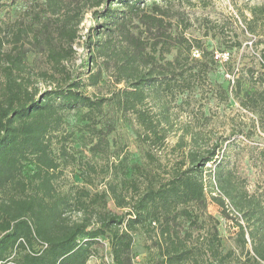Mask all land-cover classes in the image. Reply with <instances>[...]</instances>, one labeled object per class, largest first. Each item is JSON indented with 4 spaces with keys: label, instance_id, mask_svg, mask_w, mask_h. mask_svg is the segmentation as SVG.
<instances>
[{
    "label": "trees",
    "instance_id": "trees-1",
    "mask_svg": "<svg viewBox=\"0 0 264 264\" xmlns=\"http://www.w3.org/2000/svg\"><path fill=\"white\" fill-rule=\"evenodd\" d=\"M14 1L0 0V8ZM173 2L92 0L94 26L83 40L89 59L82 72L71 75L63 62L73 56L72 44L85 9L82 5L72 8L63 0H44L41 13L35 14L38 27L29 28V36L36 43L44 42L47 60L62 75L59 83L38 94L29 90L21 76L26 51L17 43L26 29L16 33L9 51L0 52V264H87L102 242L109 248L110 264H132L133 233L140 228L157 247L153 264H264L260 194L248 191L223 154L217 159L221 142L200 148L197 132L192 135L195 147L166 174L157 173V160L150 150L145 152L148 163L125 157L113 164V179L93 198L82 188L73 196L58 194L53 186L58 164L52 156L51 139L70 111L79 114L90 136L92 155L108 151L107 137L113 130L107 114L110 106L133 117L143 141L158 148L166 132L161 119L147 108L148 100L160 99L163 105L170 98L206 87L219 100L231 96L254 113L264 132V28H259L264 26V4L249 8L250 18H243L244 29L255 39L253 44L261 47L258 66L235 68L229 57L221 64L230 77L224 86L211 78L219 66L213 50L185 35L190 22L173 8ZM61 13L63 18L58 20L56 15ZM46 14L55 16L41 19ZM1 44L0 40V48ZM193 49L200 51L198 57L192 56ZM96 58L102 60L101 65ZM105 71L113 86L109 94L86 93L88 87L103 81ZM258 157L256 165L264 166V151ZM210 163L211 199L223 217L232 219L227 211L230 206L244 221L241 224L235 217L238 253L234 248L223 249L215 224L194 236L192 228L203 227L201 218L213 219L205 213L207 184L203 178ZM25 171L31 173L27 182ZM109 194L122 212L106 209ZM70 208L82 215L68 223L64 215ZM185 223L191 230L183 229ZM98 264L107 263L101 260Z\"/></svg>",
    "mask_w": 264,
    "mask_h": 264
},
{
    "label": "rangeland",
    "instance_id": "rangeland-1",
    "mask_svg": "<svg viewBox=\"0 0 264 264\" xmlns=\"http://www.w3.org/2000/svg\"><path fill=\"white\" fill-rule=\"evenodd\" d=\"M92 0H63L64 4L77 8L83 6L85 12L82 21L77 26L78 38L73 41V56L63 62L64 67L71 75L82 72L89 59V48L83 43L85 35L94 26L91 19ZM36 3V5H35ZM44 0H32L25 4L22 0H16L12 4H5L0 8V52L9 51L14 46V38L18 31H26L20 37L17 45H22L26 51L25 67L21 72L24 83L29 90L40 93L49 89L61 81V73L56 72L46 58L44 42L36 43L29 36L31 30L38 27L35 14H40ZM264 4V0H174L173 8L183 12L190 22V26L184 31L189 38H197L213 52L226 51L231 58V65L235 68L241 66H258L260 61V46H255L254 38L244 29L243 18H250L249 8ZM41 19L54 18L46 14ZM58 20L63 18V13L56 15ZM54 24L52 23V26ZM259 28H264L262 24ZM262 30V29H261ZM53 31V28H51ZM239 45H233L235 43ZM231 47H228V46ZM97 64H102L100 58H96ZM224 61H218L219 66L211 75L212 81L222 82L225 86L230 77L225 74L221 65ZM2 61L0 57V69ZM95 65H92V69ZM108 71L103 72V81L95 87H88L89 95H108L113 88L109 80ZM1 79V71H0ZM158 101L148 100L147 108H150L157 118L161 119L166 132L164 143L160 147L151 148L143 141L137 122L133 117L121 114L116 108L110 106L107 114L113 123V130L108 135L109 147L107 153L92 155L89 151L90 136L80 122L79 114L74 111L67 112L61 129L51 139L52 156L57 161L58 168L53 172V186L58 194L67 193L75 196L78 189L87 190L92 198L94 194L105 191L106 184L113 179V164L120 159L130 162L148 163L145 152L150 151L156 158V171L166 174L174 168L183 158L184 154L195 147L192 135L198 133L200 148H206L215 141L222 143L218 160L223 154L225 162L233 167L235 175L242 178L249 192L260 194L264 204V166L259 162V152L264 151V132L258 126V118L251 111L242 108L236 100L229 96L226 100H219L209 90L194 94L180 95L176 99H168L163 105ZM168 119L163 120V116ZM196 136V135H194ZM112 152V153H111ZM115 153H118L116 157ZM213 164L205 166L203 178L206 181L207 207L206 215L213 219H202V228L193 229L194 236L204 233L206 228L215 224L221 245L224 250L236 249L237 226L235 221L244 224L240 215L229 206L227 211L232 219L222 216L221 209L211 199L209 192L208 174ZM31 173L25 171L23 180H29ZM212 194H217L214 192ZM94 208H98L95 206ZM107 210L114 213L122 212L112 199L105 197ZM81 213L70 208L65 212L66 222L76 221ZM236 217V218H235ZM183 229L191 230L184 224ZM152 237L143 228L133 233L132 264H153L157 258V247L152 243ZM97 252L90 258L87 264H98L105 261L108 254L105 242L96 245ZM247 248L250 251V243ZM251 252V251H250ZM252 254V253H251Z\"/></svg>",
    "mask_w": 264,
    "mask_h": 264
},
{
    "label": "built area",
    "instance_id": "built-area-1",
    "mask_svg": "<svg viewBox=\"0 0 264 264\" xmlns=\"http://www.w3.org/2000/svg\"><path fill=\"white\" fill-rule=\"evenodd\" d=\"M192 56L194 57H198L200 55V51L198 49H193L192 52H191ZM214 58L218 61H226L228 58H229V54L228 52L226 51H223V52H215L214 53ZM107 250L109 251V248L107 246ZM109 253V252H108ZM105 262L107 264H110L111 262V258L109 256V254H107L105 256Z\"/></svg>",
    "mask_w": 264,
    "mask_h": 264
}]
</instances>
